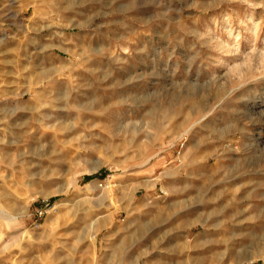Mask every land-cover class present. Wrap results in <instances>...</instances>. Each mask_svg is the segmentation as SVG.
I'll return each instance as SVG.
<instances>
[{"label": "rangeland", "instance_id": "rangeland-1", "mask_svg": "<svg viewBox=\"0 0 264 264\" xmlns=\"http://www.w3.org/2000/svg\"><path fill=\"white\" fill-rule=\"evenodd\" d=\"M0 264H264V0H0Z\"/></svg>", "mask_w": 264, "mask_h": 264}]
</instances>
